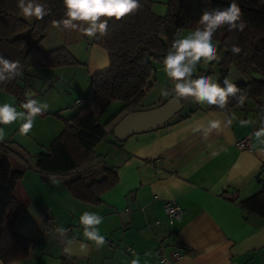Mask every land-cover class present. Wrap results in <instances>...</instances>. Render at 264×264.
<instances>
[{
    "label": "crops",
    "instance_id": "obj_1",
    "mask_svg": "<svg viewBox=\"0 0 264 264\" xmlns=\"http://www.w3.org/2000/svg\"><path fill=\"white\" fill-rule=\"evenodd\" d=\"M153 1V12L159 15V10L164 16L167 0ZM83 44V56H77L81 66L28 69L20 73L16 87L0 91V104H11L23 113L5 130L12 134L0 141H14L35 155L62 133L64 124L54 115L74 116L82 107L90 77L109 67L103 49L89 38ZM59 48L68 50L66 46L51 50ZM80 71L84 84L75 90L66 88L59 97L54 84H66L62 75ZM68 77L72 81L75 76ZM171 85L168 79L159 103ZM30 99L47 108L23 133L21 125L28 115L23 105ZM141 103L136 111L152 109H144ZM210 106L185 111L182 104L178 116L161 127L129 134L121 142L114 136L101 141L94 153L116 172L118 184L97 206L73 199L60 180L42 181L36 172H26L21 185L28 202L19 210L14 231L29 241V255L10 264H62L64 258L70 264H133L138 259L141 264H161L162 257L165 264H264V219L240 207V202L261 190L264 109L251 101L229 113L210 111ZM212 122L218 126L212 128ZM241 141L248 148L240 149ZM167 201L184 211L182 221L168 223L163 208ZM86 211L103 218L98 226L105 237L103 246H95L83 235L85 226L79 217ZM81 244L89 245L84 252Z\"/></svg>",
    "mask_w": 264,
    "mask_h": 264
},
{
    "label": "trees",
    "instance_id": "obj_2",
    "mask_svg": "<svg viewBox=\"0 0 264 264\" xmlns=\"http://www.w3.org/2000/svg\"><path fill=\"white\" fill-rule=\"evenodd\" d=\"M18 2L0 0V57L19 61L11 79L0 81V91L16 87L20 73L28 69L52 70L82 65L64 48L48 52L38 49L47 30L65 18L62 0H41L48 14L31 22L21 18ZM231 2L167 0L166 14L161 17L153 12V0H138L139 6L133 13L118 22L109 21L107 30L93 38L92 44L106 52L109 67L91 77L89 88L81 99L82 107L74 116L63 119L54 115L64 124L62 133L35 155L14 141H0L2 264L21 262L29 255V241L14 231L19 210L28 202L21 185L24 174L33 171L41 176L42 181L60 180L76 201L99 205L102 196L118 184V176L106 165L104 158L95 155V147L107 136H114V127L127 114L137 110L152 89L150 80L156 66L163 65L174 40L180 38L185 30L194 31L202 27L200 20L207 9L227 7ZM236 3L241 9L245 27L240 31L224 26L217 32L218 84L224 86L232 66L239 70L245 81L236 84L238 92L228 97L223 107L211 105L210 111L229 113L248 101L264 109V0H236ZM59 28L68 30L62 26ZM234 46L240 49L239 53H233ZM241 95L245 97L243 103L238 99ZM189 99L194 100V97L179 96L182 104ZM116 102L122 103V107L102 122L110 104ZM24 111L27 114V110ZM240 207L247 214L264 219V171L260 192L240 202ZM62 264L70 262L64 258Z\"/></svg>",
    "mask_w": 264,
    "mask_h": 264
},
{
    "label": "clouds",
    "instance_id": "obj_3",
    "mask_svg": "<svg viewBox=\"0 0 264 264\" xmlns=\"http://www.w3.org/2000/svg\"><path fill=\"white\" fill-rule=\"evenodd\" d=\"M65 9V18L56 21L57 27L64 29H76L81 25H88L83 28V34L92 38L99 31L104 33L109 21L118 22L127 15L133 13L139 6L138 0H62ZM18 7L25 18L42 19L48 14V10L41 0H19ZM99 21V22H98ZM198 30L177 38L172 43L171 50L163 59L164 70L169 79L178 81L175 84V91L180 97L193 96L200 102L209 105L223 107L227 98L235 96L238 92L236 85L228 80L223 82L221 87L217 82L207 75H201L194 79V74L202 61H213L217 59V32L224 26L230 29L242 31L245 23L242 19V12L236 0L227 7H216L207 9L201 20ZM233 53H239L240 49L232 48ZM19 61H9L0 57V81L11 79L16 73ZM9 74L5 76L4 74ZM167 95V92L164 93ZM243 103L245 97H238ZM23 108L27 110V118L21 125V131L28 133L33 126L35 118L41 114V109L47 105H40L36 99H30L24 103ZM23 113L8 103L0 104V126H7L17 121ZM212 128L218 126V122H212ZM261 133H258L260 135ZM4 135V128L0 127V138ZM80 224L85 226L84 237L95 246H103L105 237L100 234L98 226L103 223V218L90 212H84L79 217ZM58 232H66L67 229L58 228ZM88 244H81V251L88 248ZM69 253V249L65 248ZM133 264H141V260L133 261Z\"/></svg>",
    "mask_w": 264,
    "mask_h": 264
},
{
    "label": "rangeland",
    "instance_id": "obj_4",
    "mask_svg": "<svg viewBox=\"0 0 264 264\" xmlns=\"http://www.w3.org/2000/svg\"><path fill=\"white\" fill-rule=\"evenodd\" d=\"M157 13L160 16L163 15L162 13L159 12V10H157ZM165 13H166V7H165ZM161 17H163V16H161ZM21 18L27 22H31L35 19V18H25L22 14H21ZM87 26L88 25L85 24V25L78 26L76 29H68L67 31H63L57 26H52L47 30L45 37L43 39L44 41L42 40L39 43L38 49L41 52H46V50L51 51V49L58 48L59 46H66V48H68V50L67 49H65V50H67L71 54V56L74 57L77 60V62L80 63V61L77 59V56L78 57L83 56V53L81 51V50H83V46H84L83 43H86L87 38H89L83 34V28H86ZM192 31L193 30H185V32H182L180 34V38L189 34ZM95 36H96V34L94 35V37ZM89 39L93 40L92 38H89ZM69 47L71 49H69ZM80 51H81V53H80ZM73 52L76 55H74ZM217 52H218V44H217ZM219 61H220V59H216L213 61H207L205 59L198 66L197 72H196V74H194L193 78H195L198 74L209 70L208 76L210 77V79H212L213 81L218 83V80L220 79V68L218 66ZM73 66H81V65L77 64V65H73ZM156 69L157 70H155V72H154V74L150 80V84L152 85V90H151V92H148V93H150L149 97L147 98V100L143 99L144 101H142V103H141L143 105L142 107L144 109H151V108L153 109L155 107L157 108V107L163 105L166 101L170 100V99H168L169 97L174 98L176 96H179L175 91V84L178 83V81H174V80L170 79L171 84H172L171 85L172 88L167 93V96L164 99H162V101H160V103H159V100H160L159 98H161L160 93L162 92L164 85L168 84L169 78L166 75V72L164 70V66H156ZM198 72H200V73H198ZM62 76H63V82H65L66 84L56 83V84H54V87H53L54 92L57 93L59 95V97L63 96V93H65L66 88H71V89L75 90L77 87H81L84 84V74L81 71L77 72V73H74V72L68 73L67 72ZM68 76H72V77L75 76V77L72 81H70L68 79L69 78ZM163 76L165 77L164 80H162ZM91 77H90V80H91ZM157 79H159L158 82L157 81L155 82V80H157ZM225 80H228V81L234 83L235 85L238 84L239 82L245 81L243 76L240 74L239 70H237V68H235L234 66L230 67V70H228V74H227ZM49 85H47L46 88H49ZM89 85H90V82H89ZM89 85H87V90L89 88ZM152 100H156L155 103H152ZM183 104L185 107L184 110L186 111L187 109H190V107H193L196 105L204 107L205 104H207V103L206 102H200L194 97V100L193 99L185 100ZM122 105L123 104L119 103V102L110 104V106L108 107L106 113L104 114V116L102 118V122H105L109 118V116H112L114 114V112H116ZM8 126L9 125L5 126L3 136H8V134H12V131H5L8 128ZM30 154L33 155V153H30Z\"/></svg>",
    "mask_w": 264,
    "mask_h": 264
},
{
    "label": "water",
    "instance_id": "obj_5",
    "mask_svg": "<svg viewBox=\"0 0 264 264\" xmlns=\"http://www.w3.org/2000/svg\"><path fill=\"white\" fill-rule=\"evenodd\" d=\"M202 74L208 76L209 70L198 74L194 79L200 78ZM28 94L29 92L25 93L26 98ZM181 108L182 103L179 96H176L157 108L129 113L114 127V138L121 142L129 134L161 127L172 120ZM178 248L184 250L181 245H178Z\"/></svg>",
    "mask_w": 264,
    "mask_h": 264
},
{
    "label": "built area",
    "instance_id": "obj_6",
    "mask_svg": "<svg viewBox=\"0 0 264 264\" xmlns=\"http://www.w3.org/2000/svg\"><path fill=\"white\" fill-rule=\"evenodd\" d=\"M237 145L240 149L248 148V143L246 141H241ZM163 208L168 223L173 224L182 221L184 216V211L174 201L165 202ZM179 257L180 256L178 253L174 255L175 259H178ZM160 262L161 264H165L167 263V260L164 257H162Z\"/></svg>",
    "mask_w": 264,
    "mask_h": 264
}]
</instances>
